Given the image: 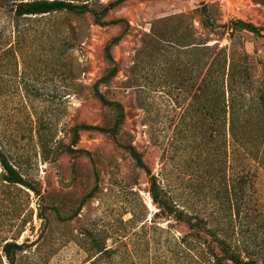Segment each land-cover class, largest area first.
<instances>
[{
  "label": "rangeland",
  "instance_id": "obj_1",
  "mask_svg": "<svg viewBox=\"0 0 264 264\" xmlns=\"http://www.w3.org/2000/svg\"><path fill=\"white\" fill-rule=\"evenodd\" d=\"M112 1L90 4L98 11ZM203 5L218 22L242 20L264 28V0H129L105 17L122 19L117 26L99 27L91 14L66 12L21 21L23 44L18 50L12 35L15 51L9 53L0 81V140L38 196L12 188L10 200L0 201V241L23 247L14 254V264H92L82 248L87 231L106 247L115 240L134 245L145 264H185V254L178 249L170 259L166 246L171 236L187 230L153 219L150 178L155 177L163 197L177 207L203 215L222 201L226 186L240 172L231 143L226 168H221L217 145L207 144L198 110L201 44L218 40L203 28L198 12ZM121 34L111 50L118 74L98 90L123 107L122 129L116 139L80 132L74 149L89 156L66 154L75 125L107 127L115 117L92 89L113 66L105 58V45ZM220 45L229 42L223 39ZM233 48L245 52L252 67L249 115L256 122L264 109V39L239 33ZM37 132L50 139L46 161ZM125 145L141 154L149 174L135 167ZM243 167L251 179L245 196L253 220L242 222L236 238L263 259L264 170L245 159ZM92 190L93 197L73 218ZM143 220L148 226L157 222V230L140 229ZM23 221L28 223L22 226ZM0 264H9L1 251Z\"/></svg>",
  "mask_w": 264,
  "mask_h": 264
},
{
  "label": "trees",
  "instance_id": "obj_2",
  "mask_svg": "<svg viewBox=\"0 0 264 264\" xmlns=\"http://www.w3.org/2000/svg\"><path fill=\"white\" fill-rule=\"evenodd\" d=\"M129 0H114L98 11L91 7V0H0V81L3 80L9 53H13L10 38L17 39L18 50L23 44V34L20 23L23 20L42 18L53 13L66 12L74 15L91 14L93 23L99 27L117 26L122 19L106 21L108 13ZM153 1V0H143ZM203 18V28L208 33L218 36L212 45L201 44V91L198 108L202 113L203 125L208 132L207 144H216L220 155L221 168H226L228 146L232 144L233 162H237L240 172L232 179V184L226 186L222 201L215 205L208 214L192 213L177 207L171 200L163 197L155 177L149 180L148 194L156 212L153 219H166L176 225H184L187 232L182 236H171L168 239L166 253L170 259L177 255L176 250L185 254V264H264L252 251L240 246L236 238L243 221L253 220L252 212L246 203V186L251 181L249 173H244V159L264 170V109L252 122L249 115L252 67L245 52L233 48L239 33H248L258 39H264V28L242 20L218 22L210 13L209 7L203 5L199 9ZM128 27V25H126ZM125 32V31H124ZM21 37V38H20ZM123 35L113 37L104 47L105 58L113 64L94 85L92 94L103 107L115 114L110 126L98 127L85 124L75 125L71 129L70 146L65 147L69 155L85 154L87 151L74 147L79 141L80 132H96L116 139L124 124L125 115L120 103L107 100L98 90L100 85L108 84L118 74L114 65L111 50L121 41ZM226 39L229 46H221L220 41ZM238 103L240 104L238 106ZM264 108V106H263ZM211 122V123H210ZM258 126L257 128H254ZM43 161L49 156L50 139L40 132L36 133ZM136 168L149 174L142 156L132 145L123 146ZM56 154V152H55ZM58 156V155H56ZM12 188L27 190L38 196L35 186L26 180L12 165L0 140V201H8V192ZM23 192V191H22ZM94 190L86 194L73 214L77 217L87 200L93 197ZM26 196H28L26 194ZM137 220H140L136 218ZM135 219V220H136ZM132 221V220H131ZM28 221H23L22 226ZM140 229H156L155 221H139ZM171 225L167 229H171ZM83 249L93 259L92 264H145L143 257L137 255L134 245L115 240L110 247L98 239V235L90 231L84 232ZM177 248V249H176ZM23 250L21 245L7 240L0 241V251L9 264H14V254Z\"/></svg>",
  "mask_w": 264,
  "mask_h": 264
}]
</instances>
